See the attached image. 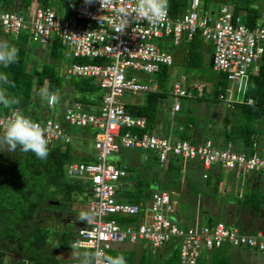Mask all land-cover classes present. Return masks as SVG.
Listing matches in <instances>:
<instances>
[{
    "label": "built area",
    "instance_id": "2783aa9c",
    "mask_svg": "<svg viewBox=\"0 0 264 264\" xmlns=\"http://www.w3.org/2000/svg\"><path fill=\"white\" fill-rule=\"evenodd\" d=\"M214 5L213 8L210 6ZM135 6V0H106L101 7L99 0L85 5L84 0H73L67 14L62 13L61 1L54 7L30 0L21 10L0 7V32L17 40L25 33L33 42L47 45L56 38L62 47L67 46L66 56L88 58L102 57L101 62L69 61L66 73L76 77H90L98 85V105L69 101L63 106V124L56 116L31 118L19 108L0 110V119H6L12 110H18L40 123L48 139V146L64 144L71 139L69 127H89L93 135L94 157L87 160H71L64 166L66 177L86 183L89 199L84 211L98 212L92 223L81 222L76 228L71 246L83 249L99 248L105 254L123 243L156 250L166 241L176 238L178 264H197L198 257L212 248L228 245L236 249H248L264 253V226L253 231L242 230L222 220L200 223L195 218L185 224L177 215L185 176L182 164L178 188H154L144 200L129 202L120 198V190L126 182L127 171L106 161L111 151L119 146L153 151L159 163L169 156L183 161H195L200 165L201 177L207 174L221 177L224 169L232 170L240 177V184L254 175L264 189V147L257 140L251 142V151L236 149L230 140L220 143L209 137L191 141L154 127L146 130V117L125 109L122 100L125 93L161 91L156 77L140 80L141 72L156 73L160 65L173 61L166 49V42L179 45L194 32L202 40L212 44L211 70L223 73L224 87L215 86V99L226 108L237 104H256L257 98L246 95L247 80L258 69L264 49V9L256 22L248 26L243 14H233L228 2L208 0L206 8H200V0H188L186 7L175 15L167 16L159 27L146 20L136 22L135 17H124L120 10ZM168 11V10H167ZM126 21L125 28L115 29ZM205 82L185 77L175 78L169 87L171 103L168 118L180 110V98L202 96ZM57 95V94H56ZM47 107L49 105L48 101ZM264 105V99L260 102ZM213 170V171H212ZM216 170L217 172H215ZM254 179V180H255ZM255 183V182H254ZM241 191L238 196L241 197ZM115 216L119 217L117 219ZM126 217H131L125 219ZM19 264H33L23 258ZM72 264H78L74 260Z\"/></svg>",
    "mask_w": 264,
    "mask_h": 264
},
{
    "label": "trees",
    "instance_id": "16d2710c",
    "mask_svg": "<svg viewBox=\"0 0 264 264\" xmlns=\"http://www.w3.org/2000/svg\"><path fill=\"white\" fill-rule=\"evenodd\" d=\"M41 4L49 3L50 0H39ZM53 1V0H52ZM62 6V13L67 14L70 4L73 0H60ZM218 3L228 2L232 6L233 14H243L246 18L248 26L254 25L260 11L264 9L260 7L259 0H215ZM11 0H0L1 8H9ZM21 7H25L29 4L30 0H19ZM57 2V1H56ZM188 3V0H168V13L169 15H175L183 10ZM208 0H200V8H206ZM22 35V34H20ZM18 35V37L20 36ZM21 37V36H20ZM16 40H14L15 42ZM179 44H183V50L179 56V62L186 67H199L202 62V39L198 35V31L194 32L192 37L188 40L182 39ZM19 51V59L16 64L11 65L8 68L0 66V72L7 75L8 83L0 86L7 89V93L10 97L16 98L19 103L12 107L19 108L23 113L28 112L32 101L33 89L39 91L42 87H48L49 91L55 93L61 88L62 76L59 70V61L62 58L61 49L62 46L56 38H53L51 42L45 46L48 49V55L55 61H44L39 67L30 66L27 61L28 52L24 47V44L18 42L12 44ZM104 58L93 57L88 58L85 56H78L70 58L69 61L79 62H101ZM155 74L157 82L161 91H147L143 92L141 100L134 103L125 104V109L133 114H142L146 117V130H152L154 122L158 115V102L159 99L164 96L165 85L167 84V65H160L158 71ZM70 76V75H69ZM68 81L72 85L75 91L79 92L78 95L73 96L72 100H78L83 103L95 104L98 102L99 87L96 85L90 77H76L70 76ZM215 86L220 85L224 87L226 80L223 73H216ZM216 88L212 89V98L215 99ZM56 94V93H55ZM246 95H250L257 98L256 104H237L234 108L229 109L230 119L226 128L222 129L223 140H230L234 143L236 149H241L246 152L251 151V142L253 139L257 140L258 131H264V105L260 102L264 99V49L260 56L258 63V69L255 74H250L247 80ZM201 97H191L195 101L200 102ZM217 101V100H216ZM46 106L47 102L45 100ZM54 106V105H53ZM52 106V107H53ZM51 108V107H48ZM0 110L7 111L0 105ZM31 118H36L35 114H28ZM195 120L192 114L185 113L180 123L176 124L175 121L167 123L165 128L161 131H170L172 134L178 137L188 138L191 141H197L200 139V134L193 131L190 132L189 126L194 125ZM257 125L260 126L257 128ZM84 128V127H83ZM93 135V132H91ZM87 136V135H86ZM49 156L45 160L38 159L34 153H21L17 150L14 153L6 151H0V236H18L21 249L19 253V259L16 260V264L21 263L23 258H27L33 262V264H59V261L50 254L43 255L44 248L41 244L50 243L48 228L40 225L30 226L24 236V233L18 231V226L28 221L33 217L37 207H41V201L48 208H63L65 205H70L75 199H79L75 196V193L87 190L86 183L78 180H71L66 177L64 173V166L71 160H76V153L72 151L71 143L68 141L64 144H54L48 146ZM149 151V154L153 157L155 162L157 161L156 154L153 151ZM80 160H87L93 158V155H82ZM159 163V162H158ZM184 163V176L185 181L182 190L178 192L179 196L183 197V194L191 186V183L187 179L188 169L201 170L200 165L197 162L186 159L183 161L178 156H169L163 164L164 175L168 181H164L159 187L150 184L147 179H140V177L134 180L133 184L130 183L128 177L134 172L133 165L120 166L124 168L128 175L123 187L118 190L120 198L129 202H138L144 200L147 195L154 188H178L177 182L180 174L182 164ZM201 173V171H200ZM201 176V175H200ZM204 184H211V188L214 191L213 197H217V185L220 182L221 177L207 174L206 177H201ZM250 180L253 183L250 185L248 182L244 186L241 197L232 196V207L236 212V206L238 204L243 210L251 208L253 212H258L261 205L264 204V189L260 187L259 182L255 179L254 175H250ZM255 179V180H254ZM249 180V181H250ZM255 182V183H254ZM192 194L199 193L197 188L192 187ZM183 193V194H182ZM208 194L207 191H204ZM191 194V193H190ZM189 195V194H188ZM185 197L187 195L185 194ZM193 197V196H192ZM195 198V197H194ZM40 199V201H39ZM45 202V200H47ZM82 201V199H79ZM67 202V203H66ZM178 217L185 222V210L184 206L192 209L194 208V202H190L188 197L178 201ZM184 205V206H183ZM202 212L205 213L208 210L202 206ZM209 212V211H208ZM117 219L119 217L115 216ZM131 217H126L129 219ZM214 219L208 217L207 221L211 222ZM228 225H236L242 230L253 231L254 227H247L243 222L234 214L230 220L225 222ZM75 231H69L68 228H63L57 234V241L50 248L53 249H68L71 244L70 240L74 237ZM176 238H172L163 243L156 250L151 251L148 247H141L139 249L132 248H111L107 250V255L116 256L122 254L127 264H178V249ZM232 247L228 245H221L216 248H212L206 252H203L197 259V264H235L232 261V254L230 253ZM238 249V248H237Z\"/></svg>",
    "mask_w": 264,
    "mask_h": 264
},
{
    "label": "rangeland",
    "instance_id": "374dc122",
    "mask_svg": "<svg viewBox=\"0 0 264 264\" xmlns=\"http://www.w3.org/2000/svg\"><path fill=\"white\" fill-rule=\"evenodd\" d=\"M57 1V2H56ZM59 0H50L49 3L54 7L58 5ZM264 0H259L260 7L263 6ZM10 9L21 10V3L19 0H11L9 4ZM211 8L214 5L210 6ZM261 12V11H260ZM18 37V42L24 44L27 55V61L30 66V69L33 67L37 68L44 61H55L51 59L48 55L47 46L33 42L29 36L25 33H21ZM0 40H7L11 45L15 39L12 38V35L8 34L4 36L3 33L0 32ZM166 49L172 54L173 61L171 64L167 65V84L164 89V96L159 99L158 102V117L162 120L164 128L167 123H173L175 121L176 124L180 123L182 117L185 113H190L193 115L195 124L189 126L190 132L193 131L200 134V139L204 137H209L213 141L220 143L222 141V129L226 128L228 121L230 119L229 109L226 108L219 101L214 100L212 97V89L214 87V80L216 73L211 70L209 64V58L212 53V44L209 40H202V64L199 67H186L181 62H179V54L183 50V44L172 45L170 42H166ZM67 50V46L62 47L61 53L62 58L59 61V70L62 76V85L59 90L55 93L59 96V101L54 104L53 107L48 108L46 106L45 100L41 98L39 95V91L33 89L32 92V101L33 103L30 105L27 114H35L36 118H43L46 116H56L63 124H66L62 120V111L63 106L67 104L73 96L79 94V92L75 91L70 82L68 81L69 75L66 73V65L69 62L70 56L65 55V51ZM183 75L185 77L186 84H189L192 80H201L205 82V87L202 92L201 101L197 102L193 98H180L181 107L175 113V117L168 118V106L171 103V95L169 93V87L171 82L175 79ZM155 77L154 73H145L141 72L138 75L140 80H145L146 77ZM143 97V94L140 93H125L122 96V100L126 102L139 101ZM98 102L93 105V108L96 109ZM20 110V109H19ZM260 126L257 125V128ZM163 128V129H164ZM69 130L72 132L71 134V148L72 151L77 155L75 157L76 160H80L82 155H93V140L91 135V128L89 127H69ZM162 132V131H161ZM87 135V136H86ZM257 141L259 143L264 144V131L259 130L257 134ZM94 157V155H93ZM90 159V158H89ZM106 161L118 164L120 166L133 165L134 172L128 177L130 183L133 184L136 178L140 177V179H147L150 184L160 185L164 181H168L167 177L164 175L163 164L155 162L151 154H149L148 150L139 149V148H130L125 146H119L118 151H111L105 156ZM200 171L198 169H188L187 170V179L188 182L191 183V186L187 188L181 200L185 201L188 197L190 202H194V208L190 209L184 206L185 210V224H190L192 221L197 218L200 223L206 222L208 217L214 220H222L227 222L231 219L232 214L236 215L245 226L259 228L264 226V204L261 205L258 212H253L251 208H246L243 210L241 207L236 206V212L232 207L231 197L234 195L238 196L239 191L241 194L243 192L244 186L248 182V184H252V180L244 181L243 184H240V177L234 176L232 170L224 169L221 171V180L218 182L217 191L215 192L217 197H213L214 194L213 189L211 188V184H204L203 180L200 176ZM213 171V170H212ZM217 172L216 170H214ZM197 188L196 195L195 192L192 194L191 188ZM204 191H207L208 194H205ZM191 193V194H190ZM87 190H83L75 193V196L79 199H75L71 202V204L65 205L63 208H48L41 201V207H37L34 212L32 218H30L25 223L18 226V231L20 233L26 232L30 226L40 225L48 228L49 230V238L50 243L41 244V247L44 248L43 255L50 254L53 255L58 261L59 264H72L74 260H77V252L83 251V248H78L74 246H70L68 249H53L50 250L52 246L57 241V234L63 228H68L69 231H75L81 221L78 220V215L81 211H84V206L86 201L89 199ZM185 194L187 197H185ZM189 194V195H188ZM193 196V197H192ZM195 197V198H194ZM240 197V196H238ZM40 201V199H39ZM48 201L45 200V202ZM67 203V202H66ZM204 207L207 212L203 213L202 208ZM31 229V228H29ZM26 233L23 234V236ZM75 235V233H74ZM73 235V236H74ZM140 242L135 245L123 243L124 248H134L139 249ZM21 245L18 239V236L10 237L7 235L0 236V264H16V260L19 259ZM230 253L232 254V261L235 264H264V253H256L250 251L248 249H230Z\"/></svg>",
    "mask_w": 264,
    "mask_h": 264
},
{
    "label": "clouds",
    "instance_id": "9594fccd",
    "mask_svg": "<svg viewBox=\"0 0 264 264\" xmlns=\"http://www.w3.org/2000/svg\"><path fill=\"white\" fill-rule=\"evenodd\" d=\"M101 7L106 0H99ZM85 5H90L93 0H84ZM168 0H135V6L128 9H121L124 17H135L136 22L147 21L153 27L162 26L168 16ZM127 25L126 21L115 29L122 31ZM19 59V51L7 40H0V66L8 68L16 64ZM8 83L7 75L0 72V85ZM42 99L47 100L49 105L59 101V96L49 91V88L42 87L39 91ZM19 101L10 97L7 89L0 86V105L12 109V106ZM48 139L40 123L28 118L18 110H12L6 119H0V151L14 153L19 150L21 153H34L40 159L45 160L49 156ZM98 212L81 211L78 220L84 223H92ZM224 222V221H223ZM233 248V247H232ZM236 249V248H235ZM78 264H127L122 254L116 256L107 255L99 248L84 249L77 252Z\"/></svg>",
    "mask_w": 264,
    "mask_h": 264
},
{
    "label": "crops",
    "instance_id": "0c3cea01",
    "mask_svg": "<svg viewBox=\"0 0 264 264\" xmlns=\"http://www.w3.org/2000/svg\"><path fill=\"white\" fill-rule=\"evenodd\" d=\"M179 56H180V54H179ZM177 58L179 59V57H177ZM132 102H134V101H132ZM135 102H136V101H135ZM90 104H92V103H90ZM154 125H155V127H157V128H164L163 122H162L161 119H159L158 115H157V117H156V120H155V122H154ZM257 142H258V144H259L260 147H264V144L259 143V141H257ZM120 248H124L123 245H121ZM130 248H131V247H130Z\"/></svg>",
    "mask_w": 264,
    "mask_h": 264
},
{
    "label": "water",
    "instance_id": "95a60500",
    "mask_svg": "<svg viewBox=\"0 0 264 264\" xmlns=\"http://www.w3.org/2000/svg\"><path fill=\"white\" fill-rule=\"evenodd\" d=\"M209 64H211V56H210V58H209Z\"/></svg>",
    "mask_w": 264,
    "mask_h": 264
}]
</instances>
